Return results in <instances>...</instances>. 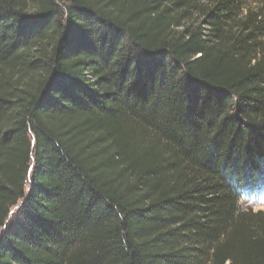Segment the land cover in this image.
<instances>
[{"label":"trees","instance_id":"16d2710c","mask_svg":"<svg viewBox=\"0 0 264 264\" xmlns=\"http://www.w3.org/2000/svg\"><path fill=\"white\" fill-rule=\"evenodd\" d=\"M243 5L0 0V264H264Z\"/></svg>","mask_w":264,"mask_h":264},{"label":"rangeland","instance_id":"374dc122","mask_svg":"<svg viewBox=\"0 0 264 264\" xmlns=\"http://www.w3.org/2000/svg\"><path fill=\"white\" fill-rule=\"evenodd\" d=\"M244 2V5H243V9L245 10V12L247 11H250V10H253L254 12H260L261 14V17L264 21V0H242ZM262 39H264V37H262ZM260 202H263L261 200H259ZM243 205L245 207L247 206H250V207H253L255 210H264V204H261V203H253V204H250V205H247V203H243ZM17 208H14L12 210V219L10 220V222L8 223V225H10L13 221H15L17 215H16V211ZM4 231V228L3 229H0V235L2 234V232Z\"/></svg>","mask_w":264,"mask_h":264}]
</instances>
